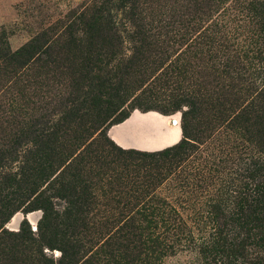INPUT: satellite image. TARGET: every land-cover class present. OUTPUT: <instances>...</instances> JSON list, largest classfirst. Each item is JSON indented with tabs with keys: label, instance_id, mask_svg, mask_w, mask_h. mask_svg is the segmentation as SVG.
Masks as SVG:
<instances>
[{
	"label": "trees",
	"instance_id": "1",
	"mask_svg": "<svg viewBox=\"0 0 264 264\" xmlns=\"http://www.w3.org/2000/svg\"><path fill=\"white\" fill-rule=\"evenodd\" d=\"M116 1L120 3L116 10H126V19L133 24L132 34L119 30L108 8L110 2L103 1L41 31L14 52L0 46V76L25 75L28 84L52 82L60 90L51 98V110L29 109L17 138L0 144V264L85 263L90 224L97 221L98 192L105 184L115 185L107 192L124 195L115 198L123 210H137L142 218L101 221L100 226L114 229L111 233H138L141 242L144 234L139 232L181 230L182 226L167 219L157 220L154 213L142 216L150 208L153 193L211 139L212 124L223 122L243 131L251 103L241 108L230 102L228 94L207 101L211 93L201 84L166 93L167 83H160L165 75H154L166 62L150 57L162 54L158 50L164 42L161 33H153L154 28L145 24L142 0ZM198 21L196 12H188L178 24L190 27ZM124 33L133 44L130 56L124 52ZM189 40L187 49L195 55L204 53L197 40ZM0 44L6 45L2 39ZM217 49L228 50L214 43L205 52L209 56ZM233 52L237 59L248 58L242 48ZM242 65L235 63L232 73L238 79L234 80L253 90L257 79L248 77L244 82L238 73ZM258 65L252 69L259 70ZM261 95L256 94L252 103ZM209 107L212 113L206 116ZM135 110L163 115L181 112V140L153 152L117 147L107 133ZM167 206L160 203L156 211ZM35 211L42 212L36 231L27 220L16 231L6 228L17 213ZM53 251L60 252L58 259L48 254Z\"/></svg>",
	"mask_w": 264,
	"mask_h": 264
},
{
	"label": "rangeland",
	"instance_id": "2",
	"mask_svg": "<svg viewBox=\"0 0 264 264\" xmlns=\"http://www.w3.org/2000/svg\"><path fill=\"white\" fill-rule=\"evenodd\" d=\"M103 1L110 2L108 8L119 30L132 34L133 24L126 19V10H116L120 6L116 0H0V39L6 43L0 46L14 52L41 31ZM141 8L145 24L154 28L153 33L160 32L164 41L158 49L162 54L150 57L166 62L154 75H165L160 83H167V94L201 84L211 93L207 101L214 95L228 94L235 105L244 108L251 103V107L244 118L246 124L241 126L243 131L223 122L212 124L211 139L153 193L150 208L142 216L154 213L157 220L167 219L182 226L181 230L139 232L144 234L139 237L141 242L138 233H111L114 229L100 226L101 221L142 218L136 215L137 210H123L115 201L123 194L107 192L114 184L103 185L106 188L98 192L97 221L90 224L93 229L88 232L83 264H264V0H142ZM188 12L199 15L195 26L178 24ZM123 35L124 52L130 56L133 44L127 33ZM189 38L198 41L203 54L195 55L186 48L192 43ZM214 43L228 50L217 49L208 56L205 51ZM237 48L248 58L237 59L233 52ZM237 61L243 62L244 69L239 68L238 73L244 82L248 77L257 79L253 90L234 80ZM258 63L259 70L252 69ZM26 78L0 76V144L17 138L25 112L38 107L51 110V98L59 95L52 82L28 84ZM255 93L262 95L252 103ZM211 113L209 107L205 115ZM137 114L141 121L133 123ZM130 118L107 133L119 148L159 151L147 146L175 140L176 133H182L181 112L163 115L135 110ZM179 137L181 140L182 135ZM160 203L168 205L164 211H156ZM29 214V224L37 227L42 212ZM23 218L24 213H17L6 227L18 230ZM48 254L56 259L60 256L58 251Z\"/></svg>",
	"mask_w": 264,
	"mask_h": 264
},
{
	"label": "crops",
	"instance_id": "3",
	"mask_svg": "<svg viewBox=\"0 0 264 264\" xmlns=\"http://www.w3.org/2000/svg\"><path fill=\"white\" fill-rule=\"evenodd\" d=\"M178 127H179V124H178ZM182 135V133L179 132V135ZM112 136V133L110 134V137ZM176 139L174 141H170V140H167L159 145H157L156 147H153V148H148V150H160V149H163V148H166V147H169V146H172L174 144H176L179 140H180V137L177 138V136L175 137ZM112 139V137H111ZM113 140V139H112ZM177 140V141H176ZM121 144V143H120ZM122 145V144H121ZM123 146V145H122ZM123 148V147H122Z\"/></svg>",
	"mask_w": 264,
	"mask_h": 264
},
{
	"label": "bare ground",
	"instance_id": "4",
	"mask_svg": "<svg viewBox=\"0 0 264 264\" xmlns=\"http://www.w3.org/2000/svg\"><path fill=\"white\" fill-rule=\"evenodd\" d=\"M137 117H138V114H137ZM137 117H135V118H136L135 120L133 119V120H134V121H132L133 123H136V122H140V121H141V118H139V117L137 118ZM141 117H142V116H141ZM142 118H143V117H142ZM130 119H131V118H130ZM128 120H129V119H128ZM131 120H132V119H131ZM174 123H175V127H176V128H179V127H178V124H179V123H178V120H174ZM115 136H116V135H115ZM167 136H168V135H167ZM169 136H170V135H169ZM176 136H177V138L179 137V132L176 133ZM116 137H117V136H116ZM170 138H171V137H170ZM169 140H171V139H169ZM172 141H174V140H172ZM176 141H177V140H176ZM117 142H118V143H122V141L120 142V140H117ZM174 142H175V141H174ZM127 143H128V142H127ZM125 145H126V143H124V146H125ZM149 146H150V147L152 146L151 148H153V147H156L157 145H156V144H152V145H149ZM145 147H146V146H145ZM144 149H146V148H144ZM147 149H148V146H147Z\"/></svg>",
	"mask_w": 264,
	"mask_h": 264
},
{
	"label": "water",
	"instance_id": "5",
	"mask_svg": "<svg viewBox=\"0 0 264 264\" xmlns=\"http://www.w3.org/2000/svg\"><path fill=\"white\" fill-rule=\"evenodd\" d=\"M29 216H30V214H24V220L26 219L31 225H32V221H31V219L29 218ZM7 229H9V230H12V229H10L8 226L6 227ZM37 230V227H35V226H33V231H36ZM13 231V230H12Z\"/></svg>",
	"mask_w": 264,
	"mask_h": 264
}]
</instances>
